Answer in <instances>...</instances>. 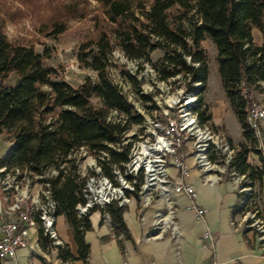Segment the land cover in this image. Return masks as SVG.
Segmentation results:
<instances>
[{
  "label": "trees",
  "instance_id": "1",
  "mask_svg": "<svg viewBox=\"0 0 264 264\" xmlns=\"http://www.w3.org/2000/svg\"><path fill=\"white\" fill-rule=\"evenodd\" d=\"M96 2L103 24H96L94 39L80 44L76 54L78 65L94 72L95 78H85L75 87L55 80L54 71L43 65L42 54L36 53L32 46L9 42L0 27V135L10 138L1 163L9 167L26 166L38 172L50 164L62 163L79 147H85L91 154H106L107 160L101 162L105 176H109L110 165L126 161L129 145L120 146L119 151L116 146L127 126L140 123L141 118L131 112V106L108 78L113 49L126 60L146 61L151 52L163 49L164 55L158 61L160 77L179 75L184 81L199 83L196 113L201 123L210 122L209 108L201 97L206 87L207 64L200 45L209 40L216 51V68L224 97L235 115L243 140L232 147L230 167L249 180L251 191L246 209L256 210L263 218L254 183H259L264 176V166L260 158L259 166L247 162L248 155L257 152L246 123L247 102L239 95L237 86L242 81L248 88L260 92L259 84H264V0H150L147 5L141 0ZM84 14L83 9L77 8L66 10L63 16L67 19ZM65 23L58 17L50 24L47 35L63 33ZM253 30L261 36L260 45L252 40ZM185 57H189L190 63ZM120 73L138 89L132 75L123 69ZM10 74L17 78L13 86L5 83ZM92 97L99 102V108L90 103ZM109 110L122 115L123 124L108 122ZM262 138L264 140L263 134ZM80 187L72 162L66 174L58 173L50 180L56 216L63 217L76 245L75 258L67 246L58 249L56 258L61 263L87 264L89 247L84 233L90 230L87 217L95 209L82 218L76 216L74 208L81 202ZM123 211L114 203L99 210L101 215L103 212L108 215L114 236L121 232L126 240ZM238 211L234 205L231 215ZM116 243L120 246L119 240Z\"/></svg>",
  "mask_w": 264,
  "mask_h": 264
},
{
  "label": "built area",
  "instance_id": "2",
  "mask_svg": "<svg viewBox=\"0 0 264 264\" xmlns=\"http://www.w3.org/2000/svg\"><path fill=\"white\" fill-rule=\"evenodd\" d=\"M184 59L190 63L189 57ZM130 62L135 72L138 65L143 67L142 74L137 71L138 78L150 77L138 92L137 102L131 106V112L143 119L141 126H137L141 132L129 147L126 161L109 166V176H105L101 168V162L107 160L106 154H93L96 157L90 158L85 147L72 151L62 163L50 164L38 172L26 166L9 167L1 163L0 156V264L15 260L19 251L28 256L36 255L43 264H52V260L71 264L61 263L56 258L58 249L64 244L58 236L56 203L50 191V180L58 173L66 174L71 162L81 182V202L74 208L78 218L88 215L92 209L103 210L111 203L123 209L135 201L137 219L143 225L146 210L153 202L160 201L164 209L150 216L144 238L160 239L168 235L176 239L177 198H185L187 204L182 209L204 222L205 210L195 205L196 190L186 182L189 169L185 161L189 160L202 183L215 185L228 180L233 184L237 194L234 205L239 213L232 215L230 224L253 232L264 258V217L258 216L256 210L246 209L251 191L249 180L230 167L234 151L227 139L198 119L196 90L199 83L186 80L189 86L173 88V81L180 76L162 79L158 62L149 64L143 59ZM237 87L239 95L247 102V127L252 133L254 150L264 166V141L258 128L259 122L264 120V84H259L258 100L255 90L242 81ZM117 116L122 115L109 110L107 121ZM102 218L112 230L105 212ZM203 236L210 238L208 230ZM116 238L123 239V234L118 232Z\"/></svg>",
  "mask_w": 264,
  "mask_h": 264
},
{
  "label": "crops",
  "instance_id": "3",
  "mask_svg": "<svg viewBox=\"0 0 264 264\" xmlns=\"http://www.w3.org/2000/svg\"><path fill=\"white\" fill-rule=\"evenodd\" d=\"M251 34L253 42L260 45V34L255 30ZM226 113L224 106L223 109L217 105L210 107L211 120L208 125L212 129L219 128L223 134L215 129L214 131L226 138L231 147L235 148L242 139L233 144L223 123ZM258 128L264 137V120L259 122ZM254 157L260 158L258 154ZM261 163L263 164L262 160ZM185 164L189 169L186 182L190 183L197 193L195 205L205 210L204 222L196 220L192 213L184 211L182 207L187 204V200L179 197L176 199L174 217L177 238L171 239L164 235L160 239H145L147 221L155 211H163V205L160 201L153 202L145 212L146 222L141 225L137 219L136 202L131 201L123 208L122 213L128 234V239L124 240L114 237L109 226L104 224L99 210H95L87 217L90 230L84 233V240L89 247L87 264H264L253 232L230 224L231 210L237 198L233 184L228 180L215 185L204 184L197 171L191 167L190 161L186 160ZM254 190L258 192V204L264 215V176L259 183H254ZM58 219L60 223L57 224ZM56 228L59 238L75 258L76 245L62 216L56 217ZM206 230L210 238L203 236ZM117 240L120 241V246L116 243ZM30 258L31 256L16 257L15 260L1 264H34V260ZM52 264L58 263L52 260ZM73 264L82 263L74 261Z\"/></svg>",
  "mask_w": 264,
  "mask_h": 264
},
{
  "label": "rangeland",
  "instance_id": "4",
  "mask_svg": "<svg viewBox=\"0 0 264 264\" xmlns=\"http://www.w3.org/2000/svg\"><path fill=\"white\" fill-rule=\"evenodd\" d=\"M141 1L146 5L150 2V0ZM77 8L83 9L85 14L83 16L76 15L75 18H71L68 15L69 18H64L63 13H65L66 10H77ZM174 11L175 8L170 10L172 13ZM60 16L66 21V30L59 35H47L50 30V24ZM96 24H98V26L103 24L96 0H0V27L6 39L11 43L32 46L36 53L42 54L43 65L54 71V79L63 81L71 87L77 86L85 78L91 80L95 78L94 72L83 69L78 65L76 54L80 44L89 39H94ZM205 41L206 42L202 41L203 47H201L206 54L207 80L205 90L201 94V97L203 103L209 108V111L210 107L217 105L223 109L224 106L227 113L223 123L233 144H237L242 139L240 127L223 94L221 81L216 68L215 48L209 40ZM163 55V49H156L149 54L147 62L149 64L158 62ZM109 62L107 68L108 78L118 87L125 101L132 106V104L137 102L139 98L138 92L144 88L145 80L150 79V77L141 76L138 78L137 71L142 74L143 67L138 65L137 71L135 72L133 70L134 65L131 64L130 60H126L116 49L112 50ZM144 62L142 64H144ZM122 69L135 78L138 89L133 87L128 80L122 77L120 73ZM16 80V76L10 74L5 80V83L13 86ZM172 86L173 88L179 86L187 87V81L179 77L173 81ZM255 94V99L258 100L260 92L256 90ZM90 103L93 107H100L97 99L93 97ZM122 121V116H117L114 119L110 118L108 122L117 123ZM142 121L143 119H141L138 124L130 123L127 126L122 135L120 144L116 146L118 151L120 150V146L129 145L130 147L137 141V135L141 132V129L137 126H141ZM214 129L222 133L219 128ZM241 142H243V140ZM9 143L10 138L8 136L0 135L1 157L7 151L10 145ZM254 155V153H250L247 162L252 165L255 163L253 166H259L258 157H254ZM88 156L90 158L96 157V155L91 153H88ZM58 223H60V219L57 220V224ZM104 224L107 225L105 222ZM27 256L26 252L19 251L16 257ZM30 259L32 261L34 260V264H43L36 255H32ZM49 259H52L51 254H49Z\"/></svg>",
  "mask_w": 264,
  "mask_h": 264
}]
</instances>
